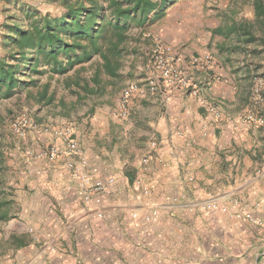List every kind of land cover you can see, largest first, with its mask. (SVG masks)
I'll list each match as a JSON object with an SVG mask.
<instances>
[{"label": "crops", "instance_id": "obj_1", "mask_svg": "<svg viewBox=\"0 0 264 264\" xmlns=\"http://www.w3.org/2000/svg\"><path fill=\"white\" fill-rule=\"evenodd\" d=\"M174 49L194 92L138 82L129 118L77 130L79 154L35 159L24 199L0 195V264H264V124L242 120L250 68L228 50L203 67V49ZM70 160L105 183L97 208Z\"/></svg>", "mask_w": 264, "mask_h": 264}, {"label": "rangeland", "instance_id": "obj_2", "mask_svg": "<svg viewBox=\"0 0 264 264\" xmlns=\"http://www.w3.org/2000/svg\"><path fill=\"white\" fill-rule=\"evenodd\" d=\"M20 1L23 3H19ZM22 5L24 8H35L51 16H59L63 12L61 0H0V55L5 53L4 24L12 22L9 19L11 15L23 16L24 13L19 10ZM217 29L219 31L215 32ZM147 32L156 34L173 48L192 45L203 49L202 53L194 55L196 58L211 54L215 60V53L220 54L222 50L238 54L244 63L243 66L250 68L242 120L256 125L264 124L246 118L249 112H253L256 117L264 120V89L260 102L253 103L250 99L254 78L260 79L264 84V27L256 19L254 0H178L167 8L163 18L156 19L144 27L131 25L124 43L125 51L121 59L119 76L111 78L100 74L101 83L97 93H85L72 84L80 77L88 79L89 87L95 86L90 80L97 60V56L94 55L64 74H52L43 67L41 74L22 77L26 81L30 78L37 81L35 84L21 85L11 97L0 100L2 197L17 191L14 195L24 199L25 194L19 192V189H22L21 182L26 179L24 172H27V166H33L35 163L32 162H36L35 159H49L40 155V151L50 145L61 146L63 134L71 133L76 141L77 130L81 131L80 137H83L85 132H89V127L101 124L107 116L112 115L119 120L130 117L132 97L128 104L129 113L125 118L117 117L112 110L121 89L126 84L147 82V77L151 75L149 65L151 41L145 37ZM141 78L142 81H139ZM76 91L79 95L75 93ZM20 117L28 118L37 127H28L22 134L14 132L10 122ZM56 138L61 144L56 142ZM84 138L87 140L88 135L86 134ZM80 151L79 148L77 154ZM47 164L49 165V162ZM87 164L88 162L77 166L83 167ZM151 209L158 212L156 207ZM6 211L12 213L16 208L7 207Z\"/></svg>", "mask_w": 264, "mask_h": 264}, {"label": "trees", "instance_id": "obj_3", "mask_svg": "<svg viewBox=\"0 0 264 264\" xmlns=\"http://www.w3.org/2000/svg\"><path fill=\"white\" fill-rule=\"evenodd\" d=\"M176 1L61 0L63 12L59 16L20 6L23 16L11 15L12 22L4 24L0 100L11 97L21 85L37 81L22 77L41 74L43 67L52 74H64L94 55L97 60L90 80L95 86L89 87L88 79L80 77L72 84L85 93H97L100 74L119 76L131 25L144 27L163 18L167 8ZM254 10L256 19L264 27V0H254ZM75 93L79 95L78 91Z\"/></svg>", "mask_w": 264, "mask_h": 264}, {"label": "built area", "instance_id": "obj_4", "mask_svg": "<svg viewBox=\"0 0 264 264\" xmlns=\"http://www.w3.org/2000/svg\"><path fill=\"white\" fill-rule=\"evenodd\" d=\"M145 37L151 41V49L149 54V65L151 69V75L147 77L145 84V90L149 93H155L162 88H181L188 89L191 92L196 90V83L191 76L181 68L179 64V57L176 50L169 44L163 42L156 34L147 32ZM193 63L200 64L203 67H209L213 64L214 60L211 54H206L201 58H192ZM263 82L260 79L254 78L250 99L253 103H258L262 100ZM134 93H142V89L136 83L126 84L120 91L118 100L112 110V113L120 118H125L128 115V104L130 98ZM213 111V107L209 108ZM253 112H249L246 118L248 120H254L256 123L263 124L264 120L261 117H256ZM12 130L18 134H22L23 130L28 127L36 128V124L31 122L26 117H20L10 122ZM63 143L61 146L50 145L45 150L40 151V155L49 159H55L59 156H67L77 154L79 151L77 142L72 138L71 133L63 134ZM156 141H151V146H155ZM146 158H143L145 161ZM85 160H81L80 165L85 164ZM68 169L72 172V177L75 179L81 190L82 200L85 204L90 206H97L101 203V193L105 189V183L101 180H94L86 173H83L81 169L73 162L68 161L66 163ZM205 208H214L213 204L207 203ZM225 210V208H221ZM96 215L102 216L100 211L96 209ZM157 210L151 209L147 215V219L156 216ZM253 220V218H249ZM255 221V220H254ZM256 222V221H255Z\"/></svg>", "mask_w": 264, "mask_h": 264}]
</instances>
